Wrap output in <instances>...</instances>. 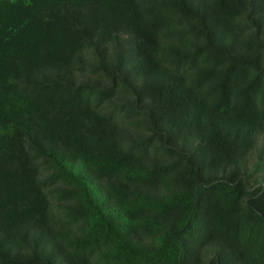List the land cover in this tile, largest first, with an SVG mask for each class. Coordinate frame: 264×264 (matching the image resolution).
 Here are the masks:
<instances>
[{
    "label": "trees",
    "instance_id": "trees-1",
    "mask_svg": "<svg viewBox=\"0 0 264 264\" xmlns=\"http://www.w3.org/2000/svg\"><path fill=\"white\" fill-rule=\"evenodd\" d=\"M0 264H264V0H0Z\"/></svg>",
    "mask_w": 264,
    "mask_h": 264
}]
</instances>
